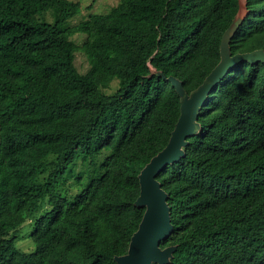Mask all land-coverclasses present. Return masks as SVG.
I'll use <instances>...</instances> for the list:
<instances>
[{
    "label": "trees",
    "instance_id": "trees-1",
    "mask_svg": "<svg viewBox=\"0 0 264 264\" xmlns=\"http://www.w3.org/2000/svg\"><path fill=\"white\" fill-rule=\"evenodd\" d=\"M247 7L232 55L264 51V0ZM49 9L54 23L39 17ZM79 10L70 0H0V264H119L146 212L139 176L181 114L168 78L188 94L204 83L239 0H119L66 29ZM80 32L83 45L70 39ZM198 123L157 178L174 226L161 241L176 247L167 264H264V62L230 69ZM80 159L88 168L69 194ZM44 204L35 251L18 250L12 233Z\"/></svg>",
    "mask_w": 264,
    "mask_h": 264
},
{
    "label": "water",
    "instance_id": "water-1",
    "mask_svg": "<svg viewBox=\"0 0 264 264\" xmlns=\"http://www.w3.org/2000/svg\"><path fill=\"white\" fill-rule=\"evenodd\" d=\"M247 2L248 0H239L238 13L222 37L221 61L200 87L188 94L181 81L168 78L181 97V114L168 145L146 165L139 176L141 192L137 204L146 206V212L138 231L132 237L129 252L116 257L119 264H167L176 250V247H161V241L172 234L174 226L168 204L169 196L157 178L168 165L185 155L184 147L188 144V138L200 130L198 117L202 108L212 90L226 77L229 70L241 61L264 62L263 50L236 55L231 53V40L248 13Z\"/></svg>",
    "mask_w": 264,
    "mask_h": 264
},
{
    "label": "rangeland",
    "instance_id": "rangeland-1",
    "mask_svg": "<svg viewBox=\"0 0 264 264\" xmlns=\"http://www.w3.org/2000/svg\"><path fill=\"white\" fill-rule=\"evenodd\" d=\"M72 2H76L80 4L79 12L65 25V28L72 27L77 25L79 22L87 18L90 14H108L113 7H115L119 0H70ZM39 17L42 20H45L50 23H54L56 20V12L54 9H49L46 12H41ZM74 42L78 45H83V43L88 39V34L85 32H80L74 36H72ZM75 64L78 70L81 73H86L90 69L91 65L85 53L79 51L76 53ZM119 81L114 80L111 83L110 88L104 89L107 94H112L118 89ZM101 160V158H100ZM88 168V163L83 159L77 161V163L73 166V173L69 176L68 181L65 184V187L69 190V194L77 193L79 191V187L81 182L78 181L79 175H85V171ZM92 169V168H90ZM84 179V177H83ZM48 209V204H44L35 215L27 220L16 232L12 233V237L16 236L15 246L18 250L31 253L36 249V245L34 240L32 239L31 234L35 229V224L38 218H40L44 212Z\"/></svg>",
    "mask_w": 264,
    "mask_h": 264
}]
</instances>
